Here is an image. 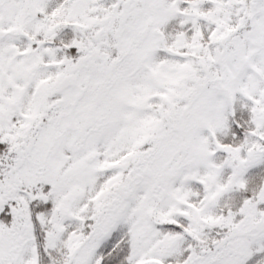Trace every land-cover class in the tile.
<instances>
[{"label": "snow or ice", "instance_id": "obj_1", "mask_svg": "<svg viewBox=\"0 0 264 264\" xmlns=\"http://www.w3.org/2000/svg\"><path fill=\"white\" fill-rule=\"evenodd\" d=\"M0 264H264V0H0Z\"/></svg>", "mask_w": 264, "mask_h": 264}]
</instances>
